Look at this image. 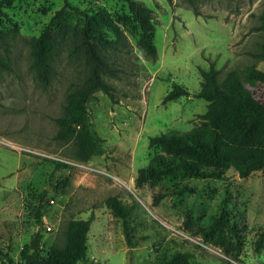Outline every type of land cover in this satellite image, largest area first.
Returning a JSON list of instances; mask_svg holds the SVG:
<instances>
[{
	"label": "rangeland",
	"instance_id": "obj_1",
	"mask_svg": "<svg viewBox=\"0 0 264 264\" xmlns=\"http://www.w3.org/2000/svg\"><path fill=\"white\" fill-rule=\"evenodd\" d=\"M64 1L12 0L4 9L18 23L19 33L13 34L7 19L0 26L6 33L2 52L11 65L0 72V248L20 264L22 248L37 232L44 235L46 251L64 242L69 220L93 217L89 264H163L177 252H189L193 264H264V244L256 247L264 232V168L248 178L229 167L222 180L178 176L155 185L135 183L137 172L161 151L149 147L150 137L202 126L208 102L196 97L200 68L213 63L220 81L238 70L243 83L264 101V84L244 73L251 65L264 71L259 57L264 31L257 29L264 0H139L153 11L154 59L139 46L141 31L126 1L69 0L81 8L91 3L104 7L125 35L123 50L110 55L118 76L106 77L115 86L116 102L99 91L87 104L91 128L106 149L87 163L75 158L72 142L54 139L70 85L82 84L87 74L81 56L70 54L73 28L82 23L72 11L61 15L70 29L53 58L51 85L44 88L31 68V40L52 21L58 23L55 17ZM108 36L115 38L111 32ZM56 39L63 40L61 35ZM176 85L190 95L163 104ZM56 161L70 167L56 171ZM66 178L70 181L63 187ZM182 187L189 190L180 196ZM45 189L55 203L44 207L39 225L34 212ZM110 196L135 207L129 219L131 242L136 243L132 248L122 221L105 205ZM225 205L239 227L241 249L230 233L214 242L203 239L202 229ZM49 223L54 231H47Z\"/></svg>",
	"mask_w": 264,
	"mask_h": 264
},
{
	"label": "trees",
	"instance_id": "obj_2",
	"mask_svg": "<svg viewBox=\"0 0 264 264\" xmlns=\"http://www.w3.org/2000/svg\"><path fill=\"white\" fill-rule=\"evenodd\" d=\"M128 4L132 19L137 22L141 34L139 46L150 58L158 56L154 42L155 25L152 9L139 0H124ZM172 2L173 0H167ZM12 4V0H0V26L9 20L13 24V34L19 33V25L5 12V8ZM70 10L80 18L81 25L73 28L74 38L71 42L70 54H79L87 70L82 84L72 83L66 94L62 116L56 118L59 127L54 139L61 142H72L74 156L80 162H89L94 156L103 155L106 149L104 140L91 128L88 118L87 104L95 98V94L102 91L114 102L115 86L106 77L118 76L115 62L110 59L111 52H120L125 46L123 30L112 19L110 12L104 7L89 4L86 8L64 1V6L43 33L31 40V68L35 71L40 84L44 88L51 85L56 75L53 58L59 51L61 42L65 41L64 34L70 29V24L62 21L64 11ZM258 30L264 31V9L261 14ZM111 32L115 38H109ZM61 35L62 41L56 39ZM6 33L0 28V72L11 70L10 57L2 52ZM4 51H7L4 49ZM259 57L264 60V44ZM201 89L196 97L208 102V110L201 116L202 126L191 130L172 131L150 137V148L161 150L152 157L150 164L137 172L136 186L155 185L164 178L178 176L224 179L226 170L234 168L240 178H248L253 172L264 168V101L255 96L242 81V74L238 70H231L220 81L219 70L212 63L208 69L200 68ZM246 77L264 84V71L251 65L244 71ZM190 92L176 85L164 98L163 104L175 101ZM70 164L55 162V170L67 169ZM69 178L61 182L63 187L69 184ZM1 185V181H0ZM189 188L178 190L182 196ZM54 200V198H52ZM48 189L38 196L35 208L37 223L42 225L43 209L51 204ZM105 205L112 214L122 221L124 234L129 248L136 245L131 242L129 235V219L134 211L130 205L118 196H110ZM93 217L88 219H71L64 228V242L53 243L45 251L44 235L37 232L31 241L20 252V264H89L88 241ZM230 233L241 249L242 236L239 227L233 224L224 206L217 217L207 228L202 229L205 242H214L217 237H224ZM222 241V245H224ZM264 244V232L256 243L257 248ZM189 252H177L166 258L163 264H193ZM2 264H14L8 252L0 248Z\"/></svg>",
	"mask_w": 264,
	"mask_h": 264
},
{
	"label": "built area",
	"instance_id": "obj_3",
	"mask_svg": "<svg viewBox=\"0 0 264 264\" xmlns=\"http://www.w3.org/2000/svg\"><path fill=\"white\" fill-rule=\"evenodd\" d=\"M90 167L87 166V168H89L91 170H97L96 168H90ZM50 202H51V204H54L55 203V201L53 199ZM46 229H47V231H50V232L51 231H54L55 230L54 224H52V223L47 224Z\"/></svg>",
	"mask_w": 264,
	"mask_h": 264
},
{
	"label": "water",
	"instance_id": "obj_4",
	"mask_svg": "<svg viewBox=\"0 0 264 264\" xmlns=\"http://www.w3.org/2000/svg\"><path fill=\"white\" fill-rule=\"evenodd\" d=\"M127 264H130V260L128 261V263Z\"/></svg>",
	"mask_w": 264,
	"mask_h": 264
}]
</instances>
